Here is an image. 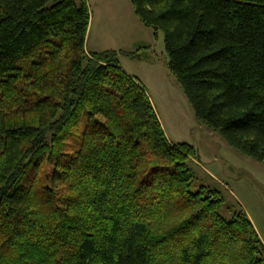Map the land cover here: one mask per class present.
<instances>
[{"label": "trees", "instance_id": "trees-1", "mask_svg": "<svg viewBox=\"0 0 264 264\" xmlns=\"http://www.w3.org/2000/svg\"><path fill=\"white\" fill-rule=\"evenodd\" d=\"M131 3L197 119L264 164V0ZM90 24L87 0H0V264H264L121 67L139 51L88 53Z\"/></svg>", "mask_w": 264, "mask_h": 264}, {"label": "rangeland", "instance_id": "rangeland-1", "mask_svg": "<svg viewBox=\"0 0 264 264\" xmlns=\"http://www.w3.org/2000/svg\"><path fill=\"white\" fill-rule=\"evenodd\" d=\"M88 1L91 24L86 50L139 51L142 60L121 58V67L138 78L170 143L196 149L200 160L192 159V167L202 181L220 189L226 200L220 214L230 219L245 211L264 238V164L235 151L221 134L197 119L177 78L168 73L164 33L156 38L137 18L131 0Z\"/></svg>", "mask_w": 264, "mask_h": 264}, {"label": "crops", "instance_id": "crops-1", "mask_svg": "<svg viewBox=\"0 0 264 264\" xmlns=\"http://www.w3.org/2000/svg\"><path fill=\"white\" fill-rule=\"evenodd\" d=\"M87 2H89L88 0H87ZM89 5V4H88ZM89 53V52H88ZM126 62H128V64H131V61H128L127 59L125 60ZM122 62H124V60L122 61ZM121 65H123V64H121ZM124 68V70L126 71V72H128V73H130V75L132 74L131 72H129L125 67H123ZM133 75V74H132ZM131 75V76H132ZM132 77H134V76H132ZM136 79H138V78H136ZM140 81V80H139ZM248 216H249V214H248ZM249 218H250V216H249ZM251 219V218H250ZM252 221V220H251ZM253 223V222H252ZM254 226H256V225H254ZM256 228V230H257V232H258V234H259V236H260V238L262 239V241H263V243H264V238L262 237V235H261V233L258 231V228L257 227H255Z\"/></svg>", "mask_w": 264, "mask_h": 264}]
</instances>
